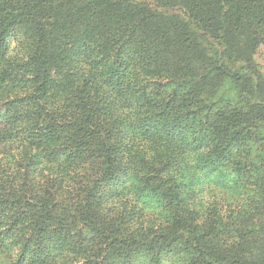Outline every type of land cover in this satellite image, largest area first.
Returning <instances> with one entry per match:
<instances>
[{"label":"trees","instance_id":"16d2710c","mask_svg":"<svg viewBox=\"0 0 264 264\" xmlns=\"http://www.w3.org/2000/svg\"><path fill=\"white\" fill-rule=\"evenodd\" d=\"M262 47L264 0H0V254L264 264Z\"/></svg>","mask_w":264,"mask_h":264},{"label":"rangeland","instance_id":"374dc122","mask_svg":"<svg viewBox=\"0 0 264 264\" xmlns=\"http://www.w3.org/2000/svg\"><path fill=\"white\" fill-rule=\"evenodd\" d=\"M261 52L264 55V47L261 48ZM0 264H10V262H9V260L5 256H3L2 254H0Z\"/></svg>","mask_w":264,"mask_h":264}]
</instances>
